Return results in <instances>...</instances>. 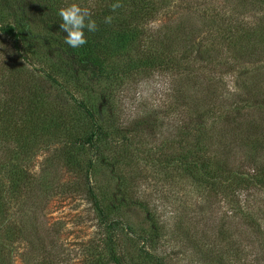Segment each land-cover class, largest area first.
Listing matches in <instances>:
<instances>
[{
  "label": "rangeland",
  "instance_id": "1",
  "mask_svg": "<svg viewBox=\"0 0 264 264\" xmlns=\"http://www.w3.org/2000/svg\"><path fill=\"white\" fill-rule=\"evenodd\" d=\"M41 1L0 0V26L12 23L21 33L27 32L29 46L23 43L33 63V67L24 63L10 41L0 35V67L6 73L17 72L18 86L42 92L46 100L55 101L60 111L79 121L74 129L69 130L67 125L59 133L46 123L41 127L38 123L39 128L46 129L42 133L34 130L37 141L31 143L26 160L21 163L28 173L26 193L33 194L35 207L21 211L20 203L29 199L24 193L20 203L13 202L12 219L17 221L22 217L24 228L40 230L36 234L38 240L32 243L35 246L43 241L45 246L36 257L37 263L41 264L44 256L52 264H88L101 260L114 264L111 256L115 254L121 256L122 264H264V189L253 177L264 181V171L256 172L248 167L243 177L249 182L245 186L230 182L228 188L227 180L219 185L209 177L211 173H220L223 149L209 155L206 167L196 173L197 177L178 167L174 158L179 155L177 144L181 135L178 133L182 132L178 93L187 77L192 86L201 87L199 92L216 97L217 107L211 102L210 108L215 114L219 108L223 109L224 102L233 106L235 98L245 100L250 94V102L229 126L241 133L252 120L264 128V115L260 113L264 111V100H253L257 88L251 89L258 80L264 85V54H261L264 43L240 39L242 44L227 46L228 32L219 29L220 23L227 22L234 12H242L239 6H244L246 0H154L160 7L159 14L143 25V31L148 39L157 33L158 38L177 33L181 40V48L175 53L178 64L172 69L161 65L143 73L135 71L121 77L120 87L105 82L99 90L89 79L90 96L85 78L76 80L74 90L70 88L79 100L96 105V117L107 130V137L98 139L97 151L87 145L73 144V135L80 137L89 130L86 120L69 97L51 86L37 70L59 65L57 50H48L51 44L43 41V38L47 41L44 35L51 24ZM58 3L62 8L77 3L82 8L93 9L99 0H58ZM248 9L243 23L264 37V15L250 13ZM142 45L136 50L142 60L159 53L145 42ZM243 47L245 52L261 55L256 53L251 59L238 54V49ZM186 66L189 70L185 71ZM7 91L0 87V101ZM168 125L174 133L167 132ZM6 126L0 122V132L4 131L9 139L2 141L5 145L22 140L19 130ZM27 132L31 133L32 128ZM228 140L231 134L225 140L229 145ZM242 151L230 158L231 163L240 164V170L247 164L244 159H251L250 152ZM91 158L93 169L86 174L100 201L104 221L86 193L88 186H84L86 164ZM215 188L219 189L217 193ZM24 228L11 245L9 258L13 264H26V254L32 245L28 229ZM233 239L241 242L235 241L236 255L229 249Z\"/></svg>",
  "mask_w": 264,
  "mask_h": 264
},
{
  "label": "trees",
  "instance_id": "2",
  "mask_svg": "<svg viewBox=\"0 0 264 264\" xmlns=\"http://www.w3.org/2000/svg\"><path fill=\"white\" fill-rule=\"evenodd\" d=\"M41 2L47 8V17L51 24L48 25L49 32H47V35H44L47 41L44 38L43 41L51 44V49L48 50H57L55 54L58 56L59 65H51V69L48 68V70H37L51 86L56 87V89L69 97L86 120L89 130H86L83 136L81 133L80 137H74L73 135L71 137L73 144L87 145L97 151L99 149L98 139L100 137H107V130L98 117H96V105H90L89 101L85 102V99L79 100L71 91L70 88L72 90L75 89L74 84L76 80L85 78L84 82L87 85V91H89V79L90 82H93L101 90V86L105 82L109 83L110 86L116 84V87H120L121 77H127L138 70H141V73H143L145 69L152 70L161 65L167 66V69H172L178 64L176 63L175 53L181 48V40L178 38L177 33L171 36H161V38H158V33L151 39L146 37L143 25L151 21L155 16H158L160 10V7L156 5L154 0H119L120 7L115 9V11H112V4L117 2V0H99V4L95 5L93 9H89L91 19L96 21L97 31L89 33L85 30L87 43L82 47L72 49L64 43L65 33L59 28V24L62 21L58 15V11L62 7L59 5L58 0H42ZM244 3V6H239L242 11L241 13L240 11L234 12L227 22L222 21L219 25V29H226L225 33L228 32V35L225 36L227 46L233 47L236 42L242 44L240 39L264 43V37L260 35V32L251 30L242 20L245 17L247 8H249L250 13L260 12L264 15V0H246ZM166 7L168 8L169 6L166 5ZM106 16L112 17L111 23H105ZM26 34L27 32L25 34L21 33V30L12 23L0 26V35L10 41L16 55L24 63L33 67V63L27 56L23 43L28 44ZM144 37H146L145 41H143ZM144 42L147 44V47L155 49L159 53L151 55V59L142 60L139 56V51L137 52L136 50L141 49ZM243 49L246 48L238 49V54L242 53L243 56L251 59L256 57V53L257 56L264 54L249 50L245 52ZM234 51L235 47L233 53ZM146 54H148L147 51ZM128 55H132V57L129 58ZM163 69L167 71L166 68ZM184 69L185 71L189 70V67L186 66ZM16 74L17 72L14 71L6 73L0 67V87L4 90L8 89L5 98L0 101V122H4L7 125L6 127H13L14 131L19 130L22 139L16 141L15 144L11 143L7 146L2 141L7 142L9 139L4 131L0 132V159L2 160V163H0V264H13L9 258V254L12 253L11 245L13 246L15 242L14 237L20 235V232L24 228L22 217L19 220L17 219V221L12 219L14 213L11 207L13 202L20 203L24 193H26V189L29 190L27 168L21 163L25 162L26 154L31 149L29 146H32L31 143L37 141L34 137V130H41L42 133V130L46 129L39 128L37 124L40 123L41 127L46 123L47 127H51L54 132L59 133L65 126L68 125L66 128L70 130L77 127L79 123L77 118H73V116L64 113L62 110L60 111L55 101L46 100L42 92L18 86ZM187 78L180 84L182 90L178 93V98H180L179 107L182 108V113L179 109L182 132L178 133V135H181L177 144L179 155L174 157L175 161L177 160V166L182 168L183 171L187 170L189 176L197 177L196 173L206 167V162L210 159L209 155L213 151L219 152L223 149L221 154H223L224 159L223 165L219 167L220 173L214 172L210 174L207 172V174H210V179L217 181L219 185H222L227 180L228 188L230 182H236V186L243 184L245 186L249 182L243 177L246 168L250 167L256 172L264 171V164H261L264 162V128H260L257 125L258 122L251 120L248 121L241 133H239L236 128H232L229 125L233 123L235 115L238 116L246 108L250 102V94L245 100H243L244 98H235L233 106L228 104L227 101L224 102L223 109L219 108V112L223 111V113L218 112L215 114L210 108L213 106L212 103H214L213 107H217L215 106L216 97H209L207 93L199 92L202 90L201 87L199 85L192 86L193 83H190L191 81L188 82L189 79L187 81ZM261 83L258 80L252 84L251 89L257 88L255 91L257 97H254L253 100L256 101L258 98H261L262 102L264 100V85ZM17 88L19 92L16 90ZM102 91L105 93V89L102 88ZM87 93L90 96V91ZM173 106H176L175 103ZM225 106L227 109H225ZM262 109L264 110V108ZM169 110L170 106L166 109L167 114H169ZM260 113L261 116L264 115V111L260 110ZM29 128H32L31 133L27 132ZM166 130L167 132L174 133V129L169 125L166 127ZM228 131L231 134V140H228L231 141L229 145L225 144L226 138L230 135ZM23 132H26V136L25 134L23 135ZM125 140L123 139V141ZM191 140L196 143L195 146ZM239 142L242 143L243 147L240 146ZM191 144L194 147H191ZM232 146L235 148H231ZM239 149L240 151L245 150V153L250 152L251 158L244 159L247 164L242 170H240V164L235 165L236 161L230 162V158L235 156V153L240 152ZM93 163L92 158L87 161L84 186H88L86 193L92 201L93 207L99 212L104 221L100 201L97 200L92 187L88 183L89 175L87 174H90V171L92 172ZM236 167L239 168L237 172L234 170ZM4 175H6L7 179L2 178ZM253 177L254 180H258L256 184L264 189V181L261 178L258 179L257 176ZM218 190V188L214 189L216 193ZM25 196L29 197V199L26 203H20L19 206L23 207L21 211L30 206L35 207L33 206V194L29 195L26 193ZM24 229H28L27 236L28 240H30V245L33 243V240H38L39 236L36 234H39L40 230L33 232L30 226ZM235 241L239 242V240L233 239L232 245L229 246L232 255H236L238 252V245L235 244ZM33 244L29 248L30 251L26 254V264H34V260L35 264H38L36 257L40 250H43L45 247L43 241L35 246ZM233 245L234 247H232ZM111 261L114 264H122V258L119 255L113 254ZM96 262L88 264H108L103 260ZM41 264L52 263L43 256ZM155 264L161 263L156 262Z\"/></svg>",
  "mask_w": 264,
  "mask_h": 264
},
{
  "label": "clouds",
  "instance_id": "3",
  "mask_svg": "<svg viewBox=\"0 0 264 264\" xmlns=\"http://www.w3.org/2000/svg\"><path fill=\"white\" fill-rule=\"evenodd\" d=\"M120 7L119 0L112 4V11ZM58 15L61 19L60 30L64 35V43L69 48L76 49L87 43L85 30L89 33L97 31L96 21L91 19V12L88 8H82L77 3H71L60 8ZM112 17L106 16L105 23H111Z\"/></svg>",
  "mask_w": 264,
  "mask_h": 264
}]
</instances>
